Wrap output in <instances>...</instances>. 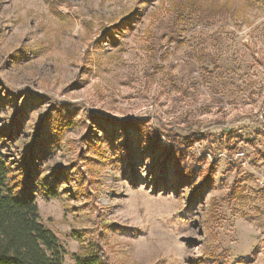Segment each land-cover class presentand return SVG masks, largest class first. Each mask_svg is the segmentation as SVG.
<instances>
[{"label":"rangeland","instance_id":"obj_1","mask_svg":"<svg viewBox=\"0 0 264 264\" xmlns=\"http://www.w3.org/2000/svg\"><path fill=\"white\" fill-rule=\"evenodd\" d=\"M178 1L0 0V155L20 170V155L40 143L32 187L63 264L80 249L71 234L87 241L104 220L114 226L111 264H197L217 254L224 264H264V194L254 182L264 172V0H196L235 9L208 21L193 8L176 18ZM61 110L73 123L58 137ZM106 116L146 119L165 142L201 137L187 163L198 171L215 161L212 186L195 195L175 188L171 166L133 139L123 155L120 126L100 122ZM88 142L102 152L82 162L77 149ZM86 169L101 188L97 203L73 197ZM52 171L67 176L60 195L45 199L39 180Z\"/></svg>","mask_w":264,"mask_h":264},{"label":"trees","instance_id":"obj_2","mask_svg":"<svg viewBox=\"0 0 264 264\" xmlns=\"http://www.w3.org/2000/svg\"><path fill=\"white\" fill-rule=\"evenodd\" d=\"M188 8L195 9V12L198 11L199 16L207 21L216 16L231 17L235 13V9L226 3L205 8L199 5L196 0H181L176 4V18L182 21L185 18L184 11ZM113 35L114 32H112L111 38L115 43ZM67 115L72 116L67 111L63 113V110L58 113L55 121L58 137H61L64 129L73 123ZM100 122L120 126L123 155L130 151L131 139L139 144H144L150 154L157 153L162 164L171 166L174 176L171 181L175 188L189 185L195 195V193H201L204 189L212 186L216 173L215 161L206 162L198 171L194 170L192 160L190 164L187 163L188 147L202 139L201 137L187 138L173 134L170 141L165 142L157 130L147 126L146 119H115L106 116ZM97 124L100 125L99 122ZM230 138V134H227L226 141L229 142ZM246 141L251 143L248 139ZM40 146V143L33 141L27 147V151L20 155V170L12 169L0 155V264H63L65 250L55 234L42 223L35 189L32 187L35 182V173L39 172L38 158L32 152L37 151L40 158L45 156L40 151ZM97 152H102L101 146L98 144L89 143L87 148L79 145L77 157L84 162L89 159L90 154ZM126 167L132 171L133 163L127 160ZM66 176L65 172L52 171L47 179L39 180L41 181L39 188L41 195L45 199L57 198L60 195L59 184ZM48 179H51L50 182ZM163 179H166V176L160 177V180ZM96 181L97 178L92 169L79 170L75 177L76 185L73 197L85 196L97 203L101 188L97 186ZM99 228L101 231L98 229L87 241L83 240L82 235L78 232L71 234L80 242V249L71 253L74 264H111L109 256L112 247L107 241L106 231L114 226L104 220L100 222ZM223 258V254L212 255L209 261L206 262L201 258L197 264H224Z\"/></svg>","mask_w":264,"mask_h":264},{"label":"built area","instance_id":"obj_3","mask_svg":"<svg viewBox=\"0 0 264 264\" xmlns=\"http://www.w3.org/2000/svg\"><path fill=\"white\" fill-rule=\"evenodd\" d=\"M234 159L238 161V164H240L241 167H246L248 165V160L246 159L243 151H236L234 153ZM254 182L255 188L264 194V172L258 173L256 176H254Z\"/></svg>","mask_w":264,"mask_h":264}]
</instances>
